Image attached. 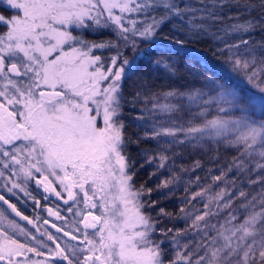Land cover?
I'll list each match as a JSON object with an SVG mask.
<instances>
[{"label": "snow or ice", "instance_id": "6c2138e0", "mask_svg": "<svg viewBox=\"0 0 264 264\" xmlns=\"http://www.w3.org/2000/svg\"><path fill=\"white\" fill-rule=\"evenodd\" d=\"M5 2L0 202L40 232L11 199L40 206L34 186L63 223L45 241L0 208V264H264V0ZM141 144L155 188L134 180ZM189 149L217 165L207 187L154 213Z\"/></svg>", "mask_w": 264, "mask_h": 264}, {"label": "trees", "instance_id": "16d2710c", "mask_svg": "<svg viewBox=\"0 0 264 264\" xmlns=\"http://www.w3.org/2000/svg\"><path fill=\"white\" fill-rule=\"evenodd\" d=\"M258 2V0H257ZM4 3V4H2ZM5 0H0V14H3L5 16H10L15 14V10L11 9L7 4ZM235 11V10H233ZM253 15H256V13H253ZM91 39H99L100 37H89ZM257 39L260 38V34L257 33L256 36ZM161 54H167V51L165 49L159 50ZM141 71H146V69H141ZM137 77L133 76L131 79L126 81V87H125V92L131 91V86L135 83ZM186 80L181 79L177 83L178 85L184 84ZM134 113L128 114L126 113V123L128 124V132L129 134H134L136 131H138L135 122L133 121ZM133 138H135L133 136ZM150 145H144L141 144L140 146L136 145H130L129 146V153L132 157V159L137 161L136 165V176L134 177L135 183L137 186L141 184H145L147 187H152L155 188L157 184V176H150V173L153 171L152 167L149 165H145L144 167H141L140 165L143 163L142 157L140 155L141 149L145 147H149ZM227 155V154H225ZM199 160L203 165V169H195V170H190L187 173L180 172L179 170L181 168H189L191 169L192 166L194 165V162ZM224 161L221 160V163ZM217 165H214L212 163H209V157L206 153L197 151V150H192L189 149L187 152L183 153L181 156H179L176 159L175 165H174V170L178 172L180 176H182L181 179V185L174 191V194L170 197L164 196L163 193L166 192V189H161L159 191H153L151 194V199L158 201L156 205L155 211H158L160 207H163L165 210L169 212H178L179 210V204H177V194L181 195H190V191L192 190L193 187L197 185L195 182V177L199 176L200 182L205 181V177L209 175L208 169H215ZM189 181H192V183H189ZM199 182V183H200ZM185 189H187V192H185ZM183 205V204H182ZM48 219L52 220L51 217H47ZM54 221V220H53ZM57 224L62 225L63 222H57L54 221ZM50 226V225H48ZM170 226H173L172 224ZM175 226L181 227L182 222H175Z\"/></svg>", "mask_w": 264, "mask_h": 264}, {"label": "flooded vegetation", "instance_id": "af4514ba", "mask_svg": "<svg viewBox=\"0 0 264 264\" xmlns=\"http://www.w3.org/2000/svg\"><path fill=\"white\" fill-rule=\"evenodd\" d=\"M4 4V3H2ZM6 5V4H5ZM30 191L32 192V194L41 201L40 206H34V203L32 200L28 199V198H21L19 201L15 198L12 197V202L17 204V208H19L25 215H28L30 218L32 219H37L39 218V227H40V232H43L45 229H47L49 232H52L54 235H57L58 237L61 236L60 233H56L54 229H52L50 226L48 225H44L43 224V220L44 219H48L47 217V213L46 211L43 210L44 205L48 204L49 206H52L51 203L46 202L42 199V190L41 189H37L34 186H30ZM8 196H10V194H8ZM8 198V197H6ZM61 207H65L64 205L61 204ZM0 208L3 209H7V205H3L2 202H0ZM6 214H10V218H14L17 220V222H19L21 225L26 226L30 231L33 232V234H35L38 238L40 239H44L46 241V237H41L40 232H36V230L33 228L32 225L27 224V222L20 220L19 217H16L14 213H11L10 209H7ZM64 214V213H62ZM52 220L55 221L54 217H51ZM57 222H61V221H57ZM19 239L23 240V237H18ZM68 241L71 244H76V241H71L70 238H63L60 242L63 246L64 241ZM50 243V242H49Z\"/></svg>", "mask_w": 264, "mask_h": 264}, {"label": "rangeland", "instance_id": "374dc122", "mask_svg": "<svg viewBox=\"0 0 264 264\" xmlns=\"http://www.w3.org/2000/svg\"><path fill=\"white\" fill-rule=\"evenodd\" d=\"M162 55H166V54H162ZM185 83H188V80H186L185 82H184V84ZM153 169V168H152ZM181 177V179H182V176H180ZM159 181H157V183H158ZM200 184L202 185V186H204V187H207V182L206 181H201L200 182ZM181 185V180H180V182L175 186V190L179 187ZM199 190V188L197 187V185L195 186V187H193L192 188V190L190 191V195L194 192V191H198ZM166 192H167V189H166ZM170 196H172V195H170ZM170 196H167V197H170ZM175 196H177V204H179V207L178 208H180L181 206H182V204H183V202H184V200H183V198L185 197V195L183 196V195H181V194H177V195H175ZM200 200V198L198 197L197 198V201H199ZM197 201H193V203L194 204H197V207H199L200 205L197 203ZM164 223L165 224H168V221L167 220H165L164 221ZM171 224H168V226H170Z\"/></svg>", "mask_w": 264, "mask_h": 264}]
</instances>
